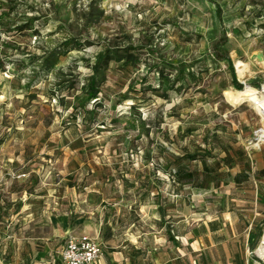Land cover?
Listing matches in <instances>:
<instances>
[{"label":"rangeland","instance_id":"374dc122","mask_svg":"<svg viewBox=\"0 0 264 264\" xmlns=\"http://www.w3.org/2000/svg\"><path fill=\"white\" fill-rule=\"evenodd\" d=\"M215 52L263 92L264 0H0V264L80 237L95 264H240L208 187L264 118Z\"/></svg>","mask_w":264,"mask_h":264},{"label":"crops","instance_id":"0c3cea01","mask_svg":"<svg viewBox=\"0 0 264 264\" xmlns=\"http://www.w3.org/2000/svg\"><path fill=\"white\" fill-rule=\"evenodd\" d=\"M236 80L243 86L237 76ZM254 84H257V82H254ZM232 88L235 90L233 85ZM225 150L229 155L223 156L225 165L222 169V181L211 184L208 191H212L210 193L212 196L222 195L224 202L223 217L230 225L226 228V231L229 236L236 237L234 242L242 239V262L240 264H255L249 259L246 252L249 250L248 245L264 227V154L254 150L255 152H251L253 154L252 160H237L230 154L228 149L225 148ZM250 155L248 154L249 157ZM223 230L221 237L224 238L223 242H227V233L225 229ZM97 243L101 246L99 242ZM217 245L212 244L210 247H216ZM58 250L53 252L51 256L53 263L56 264H59ZM221 262H215L214 264H234L233 260L226 256L222 257ZM256 264L262 263L258 262Z\"/></svg>","mask_w":264,"mask_h":264},{"label":"built area","instance_id":"2783aa9c","mask_svg":"<svg viewBox=\"0 0 264 264\" xmlns=\"http://www.w3.org/2000/svg\"><path fill=\"white\" fill-rule=\"evenodd\" d=\"M254 146L264 144V130L258 129L253 137ZM102 248L90 238H69L58 250L59 264H94L101 256Z\"/></svg>","mask_w":264,"mask_h":264},{"label":"bare ground","instance_id":"6f19581e","mask_svg":"<svg viewBox=\"0 0 264 264\" xmlns=\"http://www.w3.org/2000/svg\"><path fill=\"white\" fill-rule=\"evenodd\" d=\"M257 61L261 62V59L258 58ZM234 72L239 80H244L246 77H248V75H250L248 73L247 66L240 61H236L234 63ZM262 90L263 92L245 85L240 91L233 90L232 93H227L226 98L228 101L247 102L250 106H253L257 110L262 118H264V86ZM261 130H264V127L261 128ZM259 241L260 242L254 253L264 262V231Z\"/></svg>","mask_w":264,"mask_h":264},{"label":"trees","instance_id":"16d2710c","mask_svg":"<svg viewBox=\"0 0 264 264\" xmlns=\"http://www.w3.org/2000/svg\"><path fill=\"white\" fill-rule=\"evenodd\" d=\"M216 13H217V17L219 19L220 18V15H221V10L219 9V7H217V9H216ZM224 44H225V37L223 36V38L221 39V41L219 42V44H217L216 50L219 47H221L222 45H224ZM215 53H216L217 60H219V61H226L228 63V70L230 71V74H231V77H232V85L235 88V90H238V91L242 90L243 86L241 84H239L237 82V80H236V76H235L234 69H233V64H232L229 56L227 54H224V55L220 56L218 54V52H215ZM97 94H98L97 90L90 89L87 92V97L92 100V99H95L96 98ZM178 175L180 177L183 176L182 173H179V171H178Z\"/></svg>","mask_w":264,"mask_h":264}]
</instances>
